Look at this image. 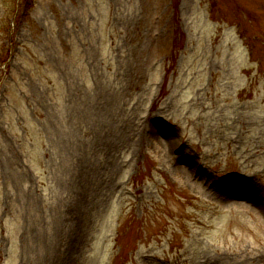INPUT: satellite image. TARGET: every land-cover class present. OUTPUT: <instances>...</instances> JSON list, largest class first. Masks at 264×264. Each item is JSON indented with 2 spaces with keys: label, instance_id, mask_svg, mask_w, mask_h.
I'll use <instances>...</instances> for the list:
<instances>
[{
  "label": "rangeland",
  "instance_id": "rangeland-1",
  "mask_svg": "<svg viewBox=\"0 0 264 264\" xmlns=\"http://www.w3.org/2000/svg\"><path fill=\"white\" fill-rule=\"evenodd\" d=\"M177 1L0 0V264H264V0Z\"/></svg>",
  "mask_w": 264,
  "mask_h": 264
},
{
  "label": "trees",
  "instance_id": "trees-1",
  "mask_svg": "<svg viewBox=\"0 0 264 264\" xmlns=\"http://www.w3.org/2000/svg\"><path fill=\"white\" fill-rule=\"evenodd\" d=\"M177 1V0H176ZM178 2V1H177ZM177 5V3L174 5V6H176Z\"/></svg>",
  "mask_w": 264,
  "mask_h": 264
}]
</instances>
